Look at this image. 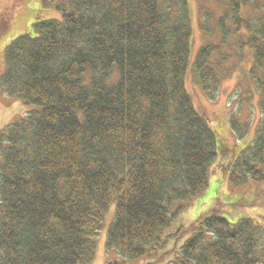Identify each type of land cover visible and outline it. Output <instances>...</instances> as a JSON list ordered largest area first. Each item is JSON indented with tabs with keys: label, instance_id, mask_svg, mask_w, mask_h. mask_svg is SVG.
I'll use <instances>...</instances> for the list:
<instances>
[{
	"label": "trees",
	"instance_id": "1",
	"mask_svg": "<svg viewBox=\"0 0 264 264\" xmlns=\"http://www.w3.org/2000/svg\"><path fill=\"white\" fill-rule=\"evenodd\" d=\"M44 3L61 18H38L13 40L1 75L10 96L37 108L0 130V264H88L114 203L108 248L139 258L164 241L175 202L205 191L223 151L195 106L188 72L214 94L236 28L245 39L238 47L256 51L264 75V0H225L219 44L201 46L194 63L190 0ZM247 6L260 11L254 22L242 16ZM209 18L205 35H213ZM258 84L263 117L250 148L231 162L237 184L264 181ZM232 126L240 127L235 118ZM191 232L175 264H264V228L252 219L211 212Z\"/></svg>",
	"mask_w": 264,
	"mask_h": 264
},
{
	"label": "rangeland",
	"instance_id": "2",
	"mask_svg": "<svg viewBox=\"0 0 264 264\" xmlns=\"http://www.w3.org/2000/svg\"><path fill=\"white\" fill-rule=\"evenodd\" d=\"M193 19L192 61L194 63L201 46L214 42L219 44L221 33L218 19L225 11V0H190ZM209 13L208 25L213 35H205L202 24ZM260 11L256 6L244 8L242 16L250 22L257 20ZM61 18V13L44 0H0V130L11 122L24 117L29 110L37 108L15 99L1 85V75L6 70L5 52L8 45L22 34L32 30L37 19ZM234 29L227 46L222 52L231 55V60L218 63L220 84L216 92L207 93L194 69L187 75V86L195 106L210 122L215 130L222 150L209 169V183L205 191L190 201H176L174 207L185 206L176 212L162 244L138 259L122 256L116 249L108 248L107 234L115 217L114 204L105 215L103 228L96 237V258L91 264H107L109 261L121 264H175L181 255V248L193 235L191 228L199 217L215 212L232 222L242 218L252 219L264 228V181L249 177L244 184L230 179L231 162L242 151L250 148L261 124L262 94L259 80L264 75L256 65V51L246 46L240 49L238 43L245 39L235 35ZM219 56H215L214 59ZM193 65V64H192ZM193 67V66H192ZM232 118L240 124L232 126ZM247 129V131H245ZM249 152H246L248 154ZM264 249V238L262 239ZM262 245L260 247H262Z\"/></svg>",
	"mask_w": 264,
	"mask_h": 264
},
{
	"label": "bare ground",
	"instance_id": "3",
	"mask_svg": "<svg viewBox=\"0 0 264 264\" xmlns=\"http://www.w3.org/2000/svg\"><path fill=\"white\" fill-rule=\"evenodd\" d=\"M15 99H17V100H20V101H22L21 99H18V98H16V97H14ZM23 102V101H22ZM115 205H116V203H114ZM114 204H112V206L114 205ZM111 206V207H112ZM110 207V208H111ZM180 207V206H179ZM179 207H174V205H173V208H172V211H174V212H177V211H179ZM116 208H117V205H116ZM116 208H115V215H116ZM110 210V209H109ZM108 210V211H109ZM183 211V210H182ZM108 213V212H107ZM106 213V214H107ZM179 213H181V211L179 212ZM115 218V217H114ZM104 222V221H103ZM110 227H111V225H110ZM110 227H109V230H110ZM102 228H103V223H102V226H101V228L92 236V239H93V241L96 243L97 241H96V237H97V234H98V232L100 231V230H102ZM109 230H108V234H109ZM167 230H168V228L166 229V231H165V234H164V238H166V235H167ZM108 234H107V238H108ZM113 249V248H112ZM96 250H97V245H96ZM95 258H96V252H95V254H94V256H93V258H92V260L88 263V264H91V263H93V261L95 260ZM131 259H138V258H131Z\"/></svg>",
	"mask_w": 264,
	"mask_h": 264
}]
</instances>
